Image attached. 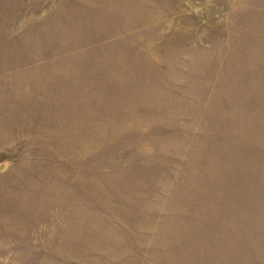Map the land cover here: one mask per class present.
I'll return each mask as SVG.
<instances>
[{"label":"rangeland","instance_id":"rangeland-1","mask_svg":"<svg viewBox=\"0 0 264 264\" xmlns=\"http://www.w3.org/2000/svg\"><path fill=\"white\" fill-rule=\"evenodd\" d=\"M0 264H264V0H0Z\"/></svg>","mask_w":264,"mask_h":264}]
</instances>
